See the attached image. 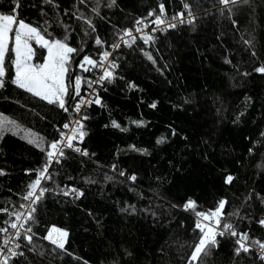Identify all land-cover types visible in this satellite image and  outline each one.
Instances as JSON below:
<instances>
[{"label": "trees", "instance_id": "obj_1", "mask_svg": "<svg viewBox=\"0 0 264 264\" xmlns=\"http://www.w3.org/2000/svg\"><path fill=\"white\" fill-rule=\"evenodd\" d=\"M248 1L237 22L254 39L253 58L234 35L228 5L219 0H0V14H14L46 39L67 36L78 50L69 64L67 111L12 84L13 58L6 60L0 116L16 126L9 124L11 131L0 136V209H7L0 211V227L5 228V221H15L9 214L21 212L28 185L47 161L41 149L58 140L71 121L78 98L73 78L83 57L100 63L118 36L139 27L137 20L152 27L161 3L165 17L176 24L139 33L114 48L113 79L98 87L94 100L101 103L82 111L85 135L73 141L88 154L66 148L60 162L51 164V179L41 182L48 191L33 206L35 222L25 223L32 229L28 235L34 233L32 243L21 238L16 251L24 255L9 264H190L200 232L195 213L183 207L188 200L202 212L227 201L225 221L247 233L253 248L258 244L251 241L264 243L259 223L264 220V73L255 71L264 66V0ZM180 12L183 23L172 19ZM145 34L153 37L148 43L140 38ZM32 47L39 62L43 49ZM79 75L82 92L86 80ZM34 137L42 138L40 147L28 142ZM229 175L233 180L225 183ZM73 188L83 195L61 191ZM53 227L67 231L65 250L44 239ZM217 239L204 264H264L252 249L237 255L234 240Z\"/></svg>", "mask_w": 264, "mask_h": 264}, {"label": "snow or ice", "instance_id": "obj_2", "mask_svg": "<svg viewBox=\"0 0 264 264\" xmlns=\"http://www.w3.org/2000/svg\"><path fill=\"white\" fill-rule=\"evenodd\" d=\"M85 0H80V3H84ZM115 0H113V3ZM238 0H219V3L222 5L236 4ZM45 3L52 4L53 0H45ZM19 3L16 4L18 8ZM183 8L188 10L190 5L188 3H183ZM15 11V8L13 9ZM95 11V9H94ZM153 12H149L148 16H153ZM189 16L192 13L189 11ZM165 16V4L161 3L159 5V14L155 16V20L152 21L157 27L153 29L156 30H164L161 29V25L167 24L170 28H175L176 24L168 23ZM184 13H177L172 17L173 20H178L180 23L184 22ZM81 19L82 17H77ZM146 19V18H145ZM88 23L90 28H93L92 22L90 20L85 21ZM189 24L192 23V20L189 19L187 21ZM137 25L144 24V20H137ZM147 25L145 24V27ZM137 32H141V28L136 29ZM126 36H132V32L126 30L124 32ZM144 40L145 43H148L153 39L151 35H142L140 37ZM135 40V37H133ZM31 41H35L37 45L47 50V56L44 58L43 63L36 64L33 63V56L35 52L33 50ZM67 36L64 40L60 39H46L44 35L41 34V31L37 27L30 26L25 23L23 20H18L14 14H0V88L5 87L6 83V60L11 59L12 55H14V59H11V63L15 69L14 77L11 79V83L14 84L17 88L24 90L25 92L31 94L34 97H38L39 99L46 101L48 104H56L61 109L67 111L68 109L65 107L67 100L66 97H70L72 93L69 91V85L67 80L69 79V64L72 59L73 54L77 53L78 50L69 46L66 42ZM97 44H100L101 41L97 39ZM247 43V42H246ZM119 44H113V48H118ZM82 51V49L80 50ZM110 53L104 52L102 53L101 60H106ZM253 55H256L253 53ZM150 60L151 56L148 57ZM86 65H90L93 68L97 66V61L93 60L89 56L85 55L83 59L79 63V67L84 69V71H89L90 69L86 67ZM101 67L103 65L101 64ZM111 68H115L116 65L113 63L110 65ZM256 72L264 73V66L257 67L255 69ZM113 79V72L109 71L107 68L104 69L103 75L99 77L96 81H89V87H91L92 83H101L103 81L111 82ZM81 78L77 76L74 81V93L76 97H80L78 102L74 106V111L79 113L81 107L85 104L96 103L100 104L101 101L99 97L95 100H85L81 96ZM150 107L155 108L156 104L153 103ZM86 119L87 117H82ZM11 124L16 126L15 121H10L6 117L0 116V136H2L4 131H11L8 128V125ZM113 127H120L115 121L112 122ZM77 127L72 129L73 135H67L65 133H61V139L51 142L48 145V149H41L42 151H46L47 161L45 165L37 171V175L34 181H32L29 185V191L23 197L24 200L29 201L30 203L27 205L28 214L27 216L24 213L16 212L10 213L9 215L15 216L16 222L9 223L8 227L11 229H16L17 231L14 233L15 238H19L22 233L20 229H24V238L28 241L29 244L32 243L33 235H28L27 233H31V227L24 228V223H18L20 221H32L35 222V218L33 213L36 209L33 207L39 200L44 197L45 192L48 191L47 188H44L41 185L42 180L51 179V174L49 173V167L53 162L59 163L60 158L64 156L65 149H72L76 152H81L83 155H87V152H82V150L78 147H75L73 141L77 138V133L79 138L82 139L85 135L83 129V125L79 120L76 121ZM65 128H68L69 125L65 124ZM261 135H264L262 133ZM42 138L34 137L30 138L28 142L30 144H35L37 147H40V141ZM163 138L158 139L157 143H162ZM251 151V150H250ZM4 173L0 171V175ZM124 175V173H121ZM131 180H135V176L129 177ZM233 180L232 176L226 177L225 183H231ZM64 195H69V193H74L76 197L83 195L82 192L77 191L76 189H61ZM227 201L220 200L218 202V206L214 210H209L208 212H202L196 210V204L192 200H188L184 205V209L191 210L195 213L197 217L195 222V229L199 230L200 236L198 238V242H196L193 246V251L191 252V256L189 257L190 264H204V257L211 254V250L213 247L218 245L217 237H222L225 235H230L232 237H239L236 240V244L238 247L235 249L237 255L241 252L248 253L250 251L249 246L245 243V241L249 240L247 233H238L233 225L229 222L225 221V206ZM21 208H24L25 205H20ZM0 211L7 212V209H0ZM207 222V223H206ZM261 226H264V220L259 221ZM0 233H8V228L0 227ZM68 236L67 231L51 228L44 239L48 240L55 248L60 250H65L66 238ZM253 245L259 246L261 256L260 258L264 260V243L259 241H251ZM13 244V236H9L4 239L3 245L0 246V264H9L10 260L16 256H23V252H17L15 249L19 248V244H14V246H9ZM6 249V251H5Z\"/></svg>", "mask_w": 264, "mask_h": 264}, {"label": "built area", "instance_id": "obj_3", "mask_svg": "<svg viewBox=\"0 0 264 264\" xmlns=\"http://www.w3.org/2000/svg\"><path fill=\"white\" fill-rule=\"evenodd\" d=\"M188 13H189V10L186 11V14H187V17H190V16L188 15ZM164 19H166V21H167L168 23H173V22H170L165 16H164ZM156 27H157V26H156L154 23H153L152 27H145V26H142V27H135V28H133V30H128V31H131V32H132V36H131V37H130V36H126V35H124V33H123V34H121L120 36H118V38H117L115 44L122 43V44H124V45L126 46V45H128V44L133 40V37H134L135 35H138L139 33H144V32H148V31H152V30H153L154 28H156ZM165 27H168L167 24H165V25H161V26H160L161 29H163V28H165ZM137 28H141L142 31H141V32H137V31H136ZM113 50H114V48L112 47L111 50L108 52V53H110V55L108 56V58H107L106 60H100V63H97V66H96L95 68L90 67V68H89L90 70L87 71V78H86V81H85L84 88H83V90H82V92H81V96H82L85 100H94V98H95V96H96V94H97V89H98V87L101 86L102 82H101V83H92L91 87H89L88 82H89V81H96V80H98L99 77H100L101 75H103V71H104L105 68H107V69L110 71V68H111V67H110V65H111V59H110V56H111V53H112ZM101 64L103 65V67H101ZM79 99H80V97L77 98L75 104L78 102ZM75 104H74V106H75ZM88 106H89V104H85V105H83V106L81 107V110H80L79 113L75 112L74 110L72 111V118H71L70 123L68 124L69 127H68V128H65V127H64L62 133H65V134H67V135H73L72 129H73L74 127H77V125H76V121H77V120L80 121V115H81L82 111L85 110V109H87ZM73 109H74V107H73ZM60 139H61V136L59 137L58 140H60ZM78 140H80V138H79V135H78V133H77V138H76L74 141H78ZM69 150H71V149H69ZM42 181H43V180H42ZM29 203H30L29 201H26V200H25V204H24L25 207H24V208H21V213H24L25 216H27V214H28V207H27V205H28ZM33 206H34V205H33ZM196 219H197V217H196ZM14 222H16V221H14ZM18 223H24V228H26V226H25L26 221H20V222H18ZM206 223H207V222H206ZM16 231H17L16 229H11L10 227H8V233H7V234L3 233L2 236H1V238H0V246L3 245V241H4V239L7 238V237H9V236H13V244H10L9 246H14V244H18V243H19V240H20L21 238H24V235H23V233H24V229H20V232L22 233V235H21L19 238H15V237H14V233H15ZM47 233H48V232H47ZM27 234H28V233H27ZM46 235H47V234H46ZM225 236L229 237L230 239L234 240L235 242H236V240L239 238L238 236H237V237H232V236H230V235H225ZM47 241H48V240H47ZM48 242H49V241H48ZM49 243H50V242H49ZM245 243L249 246L250 249H252V250L254 251V253H255V255H256V258H257L258 260L264 261V260H262V259L260 258L261 253H260L259 246L256 247V248H253V247L248 243V241H245ZM15 250H16V249H15ZM5 251H6V249H5Z\"/></svg>", "mask_w": 264, "mask_h": 264}, {"label": "rangeland", "instance_id": "obj_4", "mask_svg": "<svg viewBox=\"0 0 264 264\" xmlns=\"http://www.w3.org/2000/svg\"><path fill=\"white\" fill-rule=\"evenodd\" d=\"M248 7H249V1L248 0H238V2L236 4H229L226 7L227 8L226 15L228 17V20H229L230 26H231V28H232V30L234 32V35L236 36L237 40L240 41V44L242 45V48H244V50H247L248 53L250 54V56L253 58V56H254L253 55V51L250 49V47H253L251 45H252V42H253L254 39H253L252 35L249 34L248 31L246 30V28H245L244 24L242 23V21H238L237 22V18H241V17H239L238 14L242 10H246ZM237 23H238V25H237ZM139 27H142V24H140ZM30 43L32 45L36 46V47H40L39 45H37L35 43V41H31ZM40 48H42V47H40ZM42 49H43L42 59L39 62H34V56H35L34 55L33 56V63H36V64L43 63L44 58L47 56V50L45 48H42ZM12 58L14 59V55H12ZM86 67L90 68L92 66L86 65ZM76 68H77L76 69L77 70V76H79L81 78V81H83V78L79 75V72L85 75V80H86L87 71H84V69L79 67V64L77 65ZM14 74H15V69L13 67V77H14ZM77 76H75L73 78V89H74V81H75V78ZM81 86H82V83H81Z\"/></svg>", "mask_w": 264, "mask_h": 264}]
</instances>
